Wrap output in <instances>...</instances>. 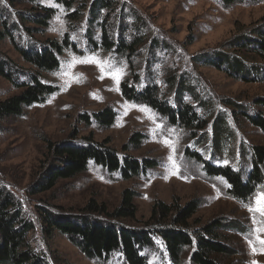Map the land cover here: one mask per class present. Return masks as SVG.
Listing matches in <instances>:
<instances>
[{"label":"rangeland","instance_id":"rangeland-1","mask_svg":"<svg viewBox=\"0 0 264 264\" xmlns=\"http://www.w3.org/2000/svg\"><path fill=\"white\" fill-rule=\"evenodd\" d=\"M87 1L83 17L77 23L68 17L75 7L67 10L55 0L38 1L39 5L52 9L54 15L45 28L35 27L39 32L26 38L37 46L51 47L49 42H57L64 47L58 68L39 75L40 81L55 91L41 103L25 107L20 116L0 121V186L17 198L25 218L32 223L33 230L27 238L34 251L47 264H127L119 252L104 261L87 258L67 236L43 224V213L56 217L69 215L75 220L82 218L139 232L163 219L165 211H160V204L171 212L162 222L167 227L175 226L179 209L195 203L197 210L187 222L192 232L221 222L218 234L229 254L218 257L220 264H264L261 251L264 245L259 242L264 240V231H257L264 228V216L249 211V207L256 206L257 195L264 193V178L252 197L240 203L228 194L223 179L209 177L202 165L186 156L188 150L197 152L214 165H227L242 173L246 181L252 171L249 157H245L246 147L264 148L263 133L240 116L234 117L237 111H232L228 104L235 103L250 115L264 117V108L255 105L264 99V82L256 81L258 77L252 69L245 72L249 79L244 82L241 75L231 76L217 67L220 58L232 53L229 47L234 46L233 42L244 36L253 38L251 34L264 26V0L230 5L224 0H118L114 13L118 21L112 31L114 45L123 26L136 20L127 15L129 11L135 12L144 28L143 42L133 55L117 53L115 46L108 51L103 49L100 25L106 13L101 14L102 20L92 30V37H88V7L93 0ZM16 6L18 10H30L25 5ZM114 15L105 22H115ZM132 31L131 27L122 36L131 38ZM155 37L164 47L149 61L145 56ZM27 42H23V48L29 45ZM0 56L9 58L18 67V83L26 82L27 74L36 72L19 58L7 40L0 43ZM92 57L104 62L103 72L95 63L73 64L74 58L79 61ZM120 73L117 84L112 74ZM167 74L176 78L177 83L186 78L195 88V97H208L215 104L216 113L208 120L203 131L206 136L198 144H194L190 131L171 125L145 103L127 100L122 94L123 85L137 92L156 85L159 98L175 106L176 88H168ZM20 92L12 82L0 77V102ZM181 102L192 104L204 116L203 107L190 93H184ZM105 110L114 114L110 126L95 119L96 114ZM218 114H224V123L232 134L230 146L221 153L214 149L213 141ZM135 138L139 142L133 141ZM87 144H97L120 158L154 166L123 179L119 172L90 163L75 178L60 180L50 191L37 193L45 174L58 164L56 148ZM261 172L264 177V165ZM125 192L133 194L135 214L129 219L113 218L115 210L122 206ZM194 251L195 247L184 248L174 262L160 237H150V245L141 249L139 255L145 264H192Z\"/></svg>","mask_w":264,"mask_h":264},{"label":"trees","instance_id":"trees-1","mask_svg":"<svg viewBox=\"0 0 264 264\" xmlns=\"http://www.w3.org/2000/svg\"><path fill=\"white\" fill-rule=\"evenodd\" d=\"M38 1L0 0V43L7 40L13 46L19 58L36 70L32 74H27L28 79L26 82L18 83L17 80L20 76L18 67L9 58L0 56V77L12 82L21 90L18 95L0 102V121L10 116H20L25 107L41 103L55 91L51 86L41 82L39 75L42 72L49 73L58 68L59 57L62 55L64 47L59 46L57 42H49L48 46L51 47L44 44L37 46L33 45L32 41L27 42L26 38L38 33L37 28H45L54 15L52 9L39 5ZM242 1L244 0H224L227 5ZM55 2L67 8V10L75 7V10L68 17L73 23H77L82 19L89 1L55 0ZM16 5H19V7L25 5L30 10H18ZM117 5L118 0H93L89 4L88 37H92V30L95 26H98L97 22L102 20L101 14L106 13L105 18H103L104 23L100 25L103 35V49L108 51L115 46L117 47V53L133 55L143 42L144 38L141 35H143L144 28L135 12L130 13L128 10L127 15L134 16L136 20L133 24L123 26L121 34H125L131 27L134 31H132L131 38L121 35L117 44L114 45L112 31L116 26V20L118 21L117 15H114ZM113 15L115 16V22H105ZM144 32L147 33L145 30ZM251 35L253 36L251 39L244 36L242 39L233 42L234 46L229 47L232 53L220 58L217 67L231 76L241 75L244 82H248L249 79L244 75L245 72L252 69L258 77L256 81L264 82V26ZM139 36L141 37L137 39L136 37ZM24 41L29 44L25 48H23ZM162 47H164L162 41L157 37L153 38L145 57L152 61L155 52ZM246 61L252 63L251 66H246ZM165 78L168 88H176L177 104L175 106L169 105L165 99L159 98L160 91L156 85L147 87L142 92H137L132 87L123 85L122 94L127 100L145 103L159 115L166 117L171 125H178L190 131L193 137L192 140L196 141L194 144H198L206 136L203 131L208 126V120L216 113L215 104L208 97H195V88L191 86L186 78L182 77L180 83H177L176 78L171 75L167 74ZM187 92L199 102V106L203 107V117L196 112L192 104L181 102V96ZM228 104L232 111H237L234 117L240 116L264 135V117L262 115L256 113L250 115L244 108L241 109V107L235 106V103L228 102ZM255 105L264 108V99L258 100ZM215 117L213 125L214 149L221 153L222 150L230 146L229 142L232 134L224 123V114H218ZM95 119L100 124L110 126L113 124L114 114L109 110H105L96 114ZM197 135H199V139H197ZM133 141L139 142V139L135 138ZM54 151L58 164L53 170L45 174L44 183L38 186L37 193L50 191L60 180L75 178L83 173L90 163L102 166L110 172H119L123 179L135 177L143 172L144 168L146 170L154 166L153 164L143 165L127 157L120 158L114 151L100 147L97 144H87L84 147L66 145L56 148ZM186 152L187 158L196 164L202 165L204 172L209 177L223 179L228 185V194L240 203L248 201L255 190L262 185L264 177L261 167L264 165V148L261 146L246 147L245 157H249L248 161L251 162L252 167L246 181L243 180L242 173L234 171L227 165H214L204 160L202 155L197 152L190 150ZM214 154L217 153L214 151ZM132 201L133 194L125 192L122 206L115 210L112 217L116 219L132 218L135 214ZM159 209L161 212L165 211L163 219L168 218L170 211L161 204ZM196 210L197 205L190 203L184 209L177 211L174 220L175 226L165 227L162 224L163 219H157L153 225L139 232L124 227L116 228V226L105 225L102 222H91L82 218L75 220L71 219L69 215L56 217L48 212L43 213V224L48 229L56 230L67 236L90 259L104 261L113 253L119 252L127 264H145V259L139 255L141 249L150 245V237H160L174 262L178 261L184 248L195 247V251L190 258L192 264H220L218 257L229 254L218 234L221 222H212L203 226L200 231L192 232L187 222ZM32 230L33 225L25 218L17 198L5 187L0 186V264H47L42 256L34 251L27 238Z\"/></svg>","mask_w":264,"mask_h":264},{"label":"snow or ice","instance_id":"snow-or-ice-1","mask_svg":"<svg viewBox=\"0 0 264 264\" xmlns=\"http://www.w3.org/2000/svg\"><path fill=\"white\" fill-rule=\"evenodd\" d=\"M75 63H95L97 65V67H99L101 69V71H104V62L99 61L97 58L92 57L90 59L87 60H73V64ZM71 67V65H70ZM122 73L120 74H112V78L116 80L117 84L119 83V79L121 77ZM102 78V77H101ZM77 82L79 78H76ZM165 144H169L168 141H164ZM171 146V145H169ZM173 151H175V149L173 148ZM169 159H172V157H169ZM249 211L250 212H258L260 215L264 216V193H260L257 195L256 198V206L255 207H249ZM258 232L264 231V228H260L257 229ZM259 239V237H258ZM261 245H264V240H259ZM255 251V249H253ZM261 251H264V248L261 249ZM255 264V262H254Z\"/></svg>","mask_w":264,"mask_h":264}]
</instances>
